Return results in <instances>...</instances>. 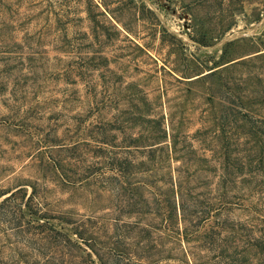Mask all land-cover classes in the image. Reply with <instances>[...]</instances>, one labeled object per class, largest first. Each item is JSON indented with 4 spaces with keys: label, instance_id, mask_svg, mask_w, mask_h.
<instances>
[{
    "label": "rangeland",
    "instance_id": "obj_1",
    "mask_svg": "<svg viewBox=\"0 0 264 264\" xmlns=\"http://www.w3.org/2000/svg\"><path fill=\"white\" fill-rule=\"evenodd\" d=\"M0 264H264V0H0Z\"/></svg>",
    "mask_w": 264,
    "mask_h": 264
}]
</instances>
